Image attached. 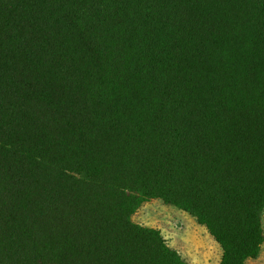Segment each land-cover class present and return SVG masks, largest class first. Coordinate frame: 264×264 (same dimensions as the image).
<instances>
[{
    "label": "trees",
    "instance_id": "1",
    "mask_svg": "<svg viewBox=\"0 0 264 264\" xmlns=\"http://www.w3.org/2000/svg\"><path fill=\"white\" fill-rule=\"evenodd\" d=\"M151 199L259 256L264 0H0V264H187Z\"/></svg>",
    "mask_w": 264,
    "mask_h": 264
},
{
    "label": "rangeland",
    "instance_id": "2",
    "mask_svg": "<svg viewBox=\"0 0 264 264\" xmlns=\"http://www.w3.org/2000/svg\"><path fill=\"white\" fill-rule=\"evenodd\" d=\"M131 218L139 225L158 229L187 264H220L219 245L204 226L177 207L151 199L142 203ZM262 225L264 229V210ZM246 264H264V244L259 256L247 260Z\"/></svg>",
    "mask_w": 264,
    "mask_h": 264
}]
</instances>
